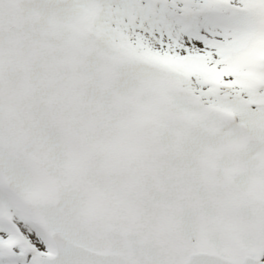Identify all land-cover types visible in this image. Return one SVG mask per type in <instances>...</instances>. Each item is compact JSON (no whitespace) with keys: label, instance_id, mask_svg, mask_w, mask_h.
Wrapping results in <instances>:
<instances>
[{"label":"snow or ice","instance_id":"1","mask_svg":"<svg viewBox=\"0 0 264 264\" xmlns=\"http://www.w3.org/2000/svg\"><path fill=\"white\" fill-rule=\"evenodd\" d=\"M0 264H264V0H0Z\"/></svg>","mask_w":264,"mask_h":264}]
</instances>
